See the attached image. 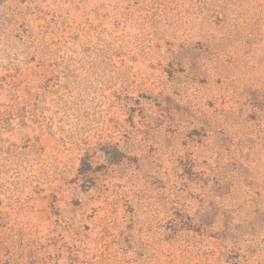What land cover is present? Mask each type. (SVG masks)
<instances>
[{"label": "rangeland", "instance_id": "1", "mask_svg": "<svg viewBox=\"0 0 264 264\" xmlns=\"http://www.w3.org/2000/svg\"><path fill=\"white\" fill-rule=\"evenodd\" d=\"M0 264H264V0H0Z\"/></svg>", "mask_w": 264, "mask_h": 264}]
</instances>
